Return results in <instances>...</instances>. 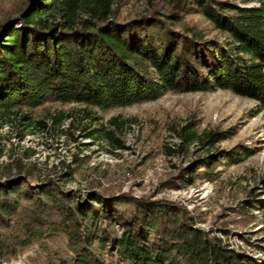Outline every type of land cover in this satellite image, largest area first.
I'll use <instances>...</instances> for the list:
<instances>
[{
	"label": "trees",
	"instance_id": "obj_1",
	"mask_svg": "<svg viewBox=\"0 0 264 264\" xmlns=\"http://www.w3.org/2000/svg\"><path fill=\"white\" fill-rule=\"evenodd\" d=\"M120 1L11 0L0 20V116L28 119L24 107L50 101L108 110L172 90H229L264 106V0H164L173 8L150 1V12L137 16ZM183 11L202 14L216 33L182 25ZM183 131L187 143L205 147L228 132ZM255 153L209 150L186 171L216 175L220 164ZM59 233L70 255L33 264H257L172 202L97 189L83 196L20 171L0 176V264Z\"/></svg>",
	"mask_w": 264,
	"mask_h": 264
},
{
	"label": "rangeland",
	"instance_id": "obj_2",
	"mask_svg": "<svg viewBox=\"0 0 264 264\" xmlns=\"http://www.w3.org/2000/svg\"><path fill=\"white\" fill-rule=\"evenodd\" d=\"M150 1L173 8L164 0H121V9L136 16L148 13L153 8ZM10 3L0 0V20ZM180 15L182 25L216 33L202 14ZM22 112L30 118L23 119L22 113L0 116V176L20 171L35 182L49 177L83 196L97 189L166 200L185 208L197 227L264 264V106L256 100L229 90H172L155 100L108 110L50 101L36 109L24 107ZM102 126L111 137L96 131ZM184 127L202 136L228 132L214 147H205L200 141L187 143L181 135ZM235 148L256 149V153L242 162L220 164L216 175L193 178L186 171L191 158ZM108 229L113 235L121 233L119 225L111 223ZM48 255H70L61 233L1 264H33Z\"/></svg>",
	"mask_w": 264,
	"mask_h": 264
}]
</instances>
